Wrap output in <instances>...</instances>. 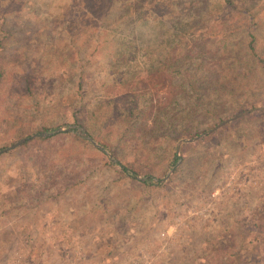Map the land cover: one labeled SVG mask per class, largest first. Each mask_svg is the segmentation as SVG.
<instances>
[{"label":"rangeland","instance_id":"obj_1","mask_svg":"<svg viewBox=\"0 0 264 264\" xmlns=\"http://www.w3.org/2000/svg\"><path fill=\"white\" fill-rule=\"evenodd\" d=\"M134 1L137 0L122 1L121 9L130 12ZM100 2L101 0H25V6L21 10L23 16L17 18L22 30L19 36H22L14 35L12 41L4 43L7 56L3 60L14 59L25 53L34 55L38 62L33 63L29 70L31 78L28 90L24 89L20 76H17L13 80L10 78L7 89L0 95V138L8 135L16 137L20 131H30L41 124L55 128L73 124L70 116L64 114L68 111L67 103L73 99L71 93L76 89V73L64 83H59L55 73L56 66L62 62L76 68L81 55L78 51L75 52V49L89 54L88 58L81 56L86 63L80 71V76L88 83L90 94L112 84L116 70L139 72L147 66V59L143 58L145 47L137 50L136 66H109V61L111 63L115 54L111 53L108 45L97 51L99 47L94 45L98 46L100 41L95 39L96 34L91 31V27L95 28L96 24H100L102 27L98 30L103 31L104 35V25L111 17L104 18L98 12L71 27V44L65 42L68 37L64 32L62 35H56L59 21L64 24L69 20L65 17L67 9L71 8L73 12L75 8L78 11V8L83 6V10H97ZM171 2L173 6L163 0L158 3L163 9L172 7L170 12L164 11L160 14L156 9L155 19L148 17L145 21L136 23L138 41H141L139 44L154 41L151 48V58L154 60L160 57L172 59L178 52L181 55L208 56L209 52H221L222 49L225 53L224 45L238 40L242 35L239 26L248 23L246 14L230 9L223 0ZM246 5L254 10L259 22L257 28L252 29L256 45L258 43L260 46L257 51H264V0H246ZM141 11H144V8ZM167 13H171V17ZM173 31L175 44L161 54L162 45L157 42L171 39ZM102 35L100 34L101 37ZM28 36L30 39L24 42ZM111 36H117L119 41L133 38L134 28L132 31L130 28L126 32ZM238 48H233L231 65L235 70L239 63L238 56L240 55V61L243 59L242 52L237 51ZM116 57L115 55L114 58ZM229 61L228 58L223 65ZM97 68L100 71L96 70ZM176 78V75L171 77L169 87L176 83ZM158 94L162 97L163 90ZM168 114L172 117L174 126L186 127L191 123L190 118L179 108H170ZM62 120L66 123H58ZM260 123L261 121L255 119H246L237 121L232 128L229 127L231 138L227 137L225 143H220L222 151L229 144V155L221 161L219 170L212 175L205 197L199 195V187H190L182 192L183 190L174 186L172 189L178 199L167 195V204L162 203L157 193L147 195V198H152L155 206V209L152 206L151 224L147 226L141 224L146 219L138 220L137 224V220H132L129 216H120V203L115 205L114 220H108L109 217L104 216L102 221V213L99 210L103 203L98 202L97 195L90 192L91 180H88L85 187L79 186L71 194L41 198V189L38 187L46 186L42 182L35 183L34 191L30 190L28 185L25 192L16 195L9 193L8 189L13 188L9 184L4 185V179H0V187L2 191H6L3 195L0 193V264H201L198 260L206 262L205 255L213 257L209 250H213L210 239L214 235L229 230L234 239L239 236L242 224L254 219L255 214L261 216L264 213V140L259 139ZM73 125L76 126L74 129L78 127ZM18 152L21 153V149ZM0 155L1 167L10 158L5 156L3 151ZM46 182L49 187L54 186L50 179ZM103 194L100 192L99 197ZM145 214L147 215V212ZM136 224L138 227L136 226L135 230Z\"/></svg>","mask_w":264,"mask_h":264},{"label":"trees","instance_id":"obj_2","mask_svg":"<svg viewBox=\"0 0 264 264\" xmlns=\"http://www.w3.org/2000/svg\"><path fill=\"white\" fill-rule=\"evenodd\" d=\"M122 1L125 0H101L97 10H83L82 6L72 12L69 8L65 13L69 20L64 24L59 21V29L55 33L62 35L64 32L68 37L65 42L71 44V27L98 12L104 18L111 17L104 25V35L103 31L98 30L102 27L100 24L91 27V31L97 35L95 39L100 41L98 46L94 45L99 47L97 51L108 45L111 53L117 56L111 58L109 66H136L135 56L141 47H145L143 58L147 59V66L139 72L116 70L112 84L90 94L88 83L80 76L86 63L81 56L88 58L89 54L75 49L81 55L76 68L62 62L56 66L55 74L59 83H64L76 73V89L71 93L73 99L67 103L68 111L64 116H70V121L78 127L49 135H37L3 151L10 160L7 159L6 164L0 167V179H4V185H11L13 189H8L9 193L16 195L25 192L28 185L34 191L35 183L42 182L45 187L37 186L41 189V198L71 194L77 187H85L88 180H91L90 192L97 195L98 202L103 203L99 210L102 221L104 216L114 220L115 205L120 203V216H129L137 220V224L138 220L146 219L140 223L147 226L151 224L154 206L152 198H147V195L159 194L163 204L168 203L165 199L167 195L178 199L173 186L182 192L190 187H199V195H207L212 175L229 155V144L225 146L226 151H222L220 143H225L227 137L231 138L229 127L235 126L237 121H261L259 139L264 140V109L253 110L197 139L180 142L179 151L176 152L178 139L198 135L224 117L243 109L264 105V51H257L260 46L258 43L256 45L252 29L257 28L259 22L254 10L246 5V0H223L230 9L242 11L248 18L246 25L239 26L241 37L224 45L225 53L222 49L221 52L213 50L208 56L181 55L178 52L174 54L176 59L160 57L154 60L151 58L154 41L140 45L136 23L148 17L155 19L156 9L161 14L173 8H160V0H137L131 4V11L128 12L121 9ZM163 2L172 5L171 0ZM236 3L239 4L234 6ZM24 6L25 0H0V95L7 89L10 78L13 80L17 76H20L24 89L28 90L31 78L29 70L33 63L38 62L34 55L25 53L14 59L3 60L7 56L4 43L12 41L14 35L22 36H19L22 30L17 18L23 16L21 10ZM142 8L144 11H141ZM130 28L131 31L134 28L133 38L119 41L117 36H111ZM171 35L173 38L157 42L162 45L161 54L175 44V32H171ZM28 39L29 36L23 41L27 42ZM236 46L243 56L242 61L238 56L237 70L231 65L233 48L236 49ZM228 58L230 61L223 65ZM173 75L177 76L176 83L169 87L168 82H171ZM160 90L164 92L162 97L158 94ZM174 107L190 118L189 126L173 125V119L168 113ZM58 123L66 122L62 120ZM53 128L55 126L41 124L30 131H20L16 137L8 135L0 138V148L30 132L51 131ZM86 134L103 145L115 161H110L105 153L86 138ZM20 149L21 153L18 152ZM170 168L167 177L160 181ZM136 175L144 178L139 179ZM48 179L53 182L52 188L46 182ZM5 192L0 187L1 195ZM100 192L104 193L101 197ZM110 207L112 209H107ZM255 216L241 225L240 234L234 239L229 230L212 236L210 240L213 250L209 251L213 257L205 255L206 262L197 258L198 263L264 264V213Z\"/></svg>","mask_w":264,"mask_h":264},{"label":"water","instance_id":"obj_3","mask_svg":"<svg viewBox=\"0 0 264 264\" xmlns=\"http://www.w3.org/2000/svg\"><path fill=\"white\" fill-rule=\"evenodd\" d=\"M264 109V105H259V106H253V107H249V108H246V109H243L231 116H228V117H225L223 118L222 120H220L219 122H217L215 125H213L211 128L201 132L200 134L198 135H195L191 138H180L178 139L177 143H176V152L178 151V148H179V144L180 142L182 141H188V140H194V139H197L198 137L204 135V134H207L213 130H215L216 128H218L219 126L225 124L226 122L230 121V120H233V119H236L240 116H243L244 114L250 112V111H253V110H263ZM74 127H76L75 125L73 124H68L66 126H58L56 127L55 129L51 130V131H40V132H34V133H30L29 135H26V136H22L20 137L19 139H17L16 141H14L13 143L3 147L0 149V152L1 151H6L10 148H13L14 146L20 144L22 141H24L25 139H28V138H31V137H34V136H37V135H49L51 134L52 132H56V131H61V130H66V129H74ZM86 138L94 145L96 146L97 148H99L101 151H104L109 159L111 161H115L114 157L111 155V153H109L101 144H99L98 142H96L94 139H92L89 135H85ZM177 161H179V158L177 159ZM172 168H170L166 174L164 175L163 178L159 179L160 181H162L163 179H165L167 177V175L169 174V172L171 171ZM137 178H140L142 179L143 177L141 176H136Z\"/></svg>","mask_w":264,"mask_h":264},{"label":"built area","instance_id":"obj_4","mask_svg":"<svg viewBox=\"0 0 264 264\" xmlns=\"http://www.w3.org/2000/svg\"><path fill=\"white\" fill-rule=\"evenodd\" d=\"M162 234V233H161Z\"/></svg>","mask_w":264,"mask_h":264}]
</instances>
